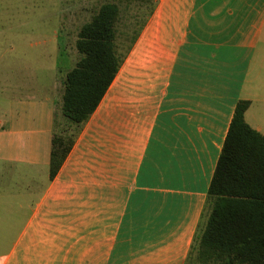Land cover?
Wrapping results in <instances>:
<instances>
[{
  "label": "crops",
  "instance_id": "obj_1",
  "mask_svg": "<svg viewBox=\"0 0 264 264\" xmlns=\"http://www.w3.org/2000/svg\"><path fill=\"white\" fill-rule=\"evenodd\" d=\"M58 4V28L40 36L45 52L26 42L15 61L17 47L0 55V264H196L240 101L264 137V0ZM107 4L119 11L122 63L78 127L63 113L65 80L84 57L82 28ZM145 11L142 27L119 28L124 12L135 27ZM75 134L52 178L54 140Z\"/></svg>",
  "mask_w": 264,
  "mask_h": 264
},
{
  "label": "trees",
  "instance_id": "obj_2",
  "mask_svg": "<svg viewBox=\"0 0 264 264\" xmlns=\"http://www.w3.org/2000/svg\"><path fill=\"white\" fill-rule=\"evenodd\" d=\"M119 11L103 6L79 35L84 57L65 80L64 116L76 126L98 108L121 66L114 51ZM250 102L236 107L207 201L209 216L192 247L196 264H264V137L245 120ZM54 140L51 176L69 155L75 138Z\"/></svg>",
  "mask_w": 264,
  "mask_h": 264
},
{
  "label": "rangeland",
  "instance_id": "obj_3",
  "mask_svg": "<svg viewBox=\"0 0 264 264\" xmlns=\"http://www.w3.org/2000/svg\"><path fill=\"white\" fill-rule=\"evenodd\" d=\"M107 1L89 0V3L97 10ZM125 5L130 7L133 6L137 9L140 4L137 2H128L127 4L125 2L123 4L124 8ZM60 11L58 0H0V55L7 47H17L18 49L15 50V53L12 54V56L9 55V58L11 57L10 59L15 61V57L18 58L19 52H21L19 46L26 42L33 44V49L29 50L31 54L45 52V47L42 46L43 43L39 44L42 39L40 36L48 35L54 28H58ZM127 16L128 13L126 12L122 14L123 18L122 22L119 24V28H140L143 26L146 11L142 12L138 17L135 22V27L133 23H130V13L129 17ZM26 28H30L32 31L28 34L27 38L24 33ZM64 54L63 52V57ZM62 56H60V58H62ZM4 67L5 63L0 64V71L3 70ZM18 72H20V70H15L16 74ZM21 80L22 78L19 75L15 76L14 81L19 82Z\"/></svg>",
  "mask_w": 264,
  "mask_h": 264
}]
</instances>
